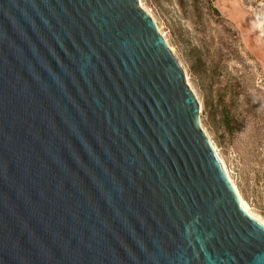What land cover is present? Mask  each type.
<instances>
[{
    "label": "water",
    "instance_id": "water-1",
    "mask_svg": "<svg viewBox=\"0 0 264 264\" xmlns=\"http://www.w3.org/2000/svg\"><path fill=\"white\" fill-rule=\"evenodd\" d=\"M0 264H264L140 0H0Z\"/></svg>",
    "mask_w": 264,
    "mask_h": 264
},
{
    "label": "rangeland",
    "instance_id": "rangeland-1",
    "mask_svg": "<svg viewBox=\"0 0 264 264\" xmlns=\"http://www.w3.org/2000/svg\"><path fill=\"white\" fill-rule=\"evenodd\" d=\"M257 1L140 5L184 70L200 105L201 126L240 202L264 223V6Z\"/></svg>",
    "mask_w": 264,
    "mask_h": 264
},
{
    "label": "trees",
    "instance_id": "trees-1",
    "mask_svg": "<svg viewBox=\"0 0 264 264\" xmlns=\"http://www.w3.org/2000/svg\"><path fill=\"white\" fill-rule=\"evenodd\" d=\"M207 1L209 2L210 0H207ZM256 4H262V5L264 6V0H258V1L256 2ZM248 5H249V4H248ZM213 11L217 12L215 9H213ZM228 122H229V121H228ZM262 214L264 215V208H263Z\"/></svg>",
    "mask_w": 264,
    "mask_h": 264
},
{
    "label": "bare ground",
    "instance_id": "bare-ground-1",
    "mask_svg": "<svg viewBox=\"0 0 264 264\" xmlns=\"http://www.w3.org/2000/svg\"><path fill=\"white\" fill-rule=\"evenodd\" d=\"M141 7H142V5H140ZM143 8V7H142ZM144 9V8H143ZM145 10V9H144ZM146 11V10H145ZM148 12V11H147ZM241 206H242V208L244 209V211L248 214V215H250L251 217H253L247 210H246V208H244V206L242 205V202H241ZM254 218V217H253ZM256 219V218H255ZM256 220H258V219H256ZM258 221H260V220H258ZM261 222V221H260ZM263 225H264V223L263 222H261Z\"/></svg>",
    "mask_w": 264,
    "mask_h": 264
}]
</instances>
